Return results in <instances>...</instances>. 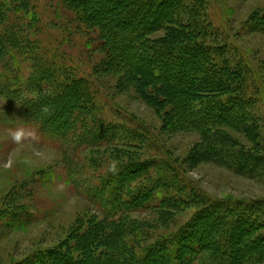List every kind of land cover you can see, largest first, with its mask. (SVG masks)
I'll list each match as a JSON object with an SVG mask.
<instances>
[{"label": "rangeland", "instance_id": "374dc122", "mask_svg": "<svg viewBox=\"0 0 264 264\" xmlns=\"http://www.w3.org/2000/svg\"><path fill=\"white\" fill-rule=\"evenodd\" d=\"M209 3L207 19L213 31L208 41L226 46L235 63L239 61L246 67L248 94L253 95L254 110L260 116L258 139L254 124H247L243 130L197 128L185 121H174L170 115L175 112L172 103L156 110L141 98L143 93L133 87V81H124L122 71L106 73L103 64L107 54L99 32L77 21L60 0H25L16 23L7 21L4 27L11 26L15 35L36 40L44 61L21 64L24 59L19 61L0 47V264H22L42 252L53 258L61 254L71 259L74 247V257L85 259L91 241L95 242L96 252L114 250L120 248L124 239L135 241L136 234L142 236L144 248L161 237L170 241L210 201L264 202V162L245 164L240 155L236 156L237 162L233 160L240 150L264 156V0ZM113 11L104 14L112 16ZM30 17L39 22L25 26ZM163 35L164 32L153 33L151 40ZM33 63H45L65 70L67 77L71 73V77L89 81L94 86L98 118L115 128L109 136L112 139L91 147V136L82 129L89 116L87 123L80 119L66 139L54 138L51 131L38 125L29 104L46 96L42 93L51 91V84L39 91L36 76H30ZM56 70L58 81L62 72ZM229 113L233 117L237 112ZM20 126L33 135L17 145L9 130ZM131 134L139 136L134 140L135 146H122L119 139ZM221 136L226 141L221 147L231 154L227 157L219 155L217 139ZM132 160L151 163L150 172L145 174L147 179L136 181L140 189H146L156 172L164 175V180L169 179L170 173L179 174L180 190L169 188L164 196L183 200L170 201L168 204L173 207L167 211L126 210L115 222L108 221L102 206L104 201L109 202L106 196L116 183L111 182L114 172L110 169ZM158 189L162 187L153 191ZM48 262L44 260V264Z\"/></svg>", "mask_w": 264, "mask_h": 264}, {"label": "trees", "instance_id": "16d2710c", "mask_svg": "<svg viewBox=\"0 0 264 264\" xmlns=\"http://www.w3.org/2000/svg\"><path fill=\"white\" fill-rule=\"evenodd\" d=\"M60 1L73 12L77 21L99 32L107 54L103 64L106 73L114 69L122 71L124 81H133V87L143 93L141 98L153 104L156 110H163L172 103L175 112L170 115L173 114L174 121H185L197 128L243 130L247 124H254L257 139L260 137V116L254 110L253 95L248 94L246 67L238 64L239 61L235 63L226 46L208 41L213 31L207 19L209 0ZM24 2L0 0V47L14 54L19 61L24 59L21 64L41 59L35 39L19 37L12 32L11 26L4 27L9 20L16 23ZM110 9H114V14L105 15ZM99 15L103 17L100 19ZM23 21H19L18 26ZM37 22L38 19L30 17L24 25ZM158 32H164L163 37L151 40V35ZM54 70L45 63H33L30 76H36L34 81L39 91L44 85L51 84V91L42 93L46 96L29 104L36 123L51 131L54 138L66 139L78 127L80 119L84 118L87 123L89 116L88 124H82V129L89 132L93 141L91 147L112 139L109 136L115 128L98 118L94 86L82 77H71V73L67 77V72L62 69L56 70L62 72L57 81ZM261 102H264L263 97ZM229 110L237 113L231 117ZM21 113L24 114L23 109ZM212 115L217 117L212 118ZM138 137L122 136L119 143L125 147L135 146L134 140ZM221 138L217 139L219 155L227 157L231 154L226 151L229 149L221 147L226 142L224 136ZM240 152L235 154L233 160L236 162L237 155L245 164L264 162L263 155ZM150 166V162L133 160L117 165L110 176L111 182H116L114 190L106 196L109 202L104 201L102 206L108 221L115 222L125 213L121 211L126 210L130 213L138 209L167 211L173 207L168 204L170 201L183 200H170L164 196L169 188L176 192L180 190L179 174L170 173L169 179L164 180V175L156 172L154 180L147 182L146 189L136 185L150 172ZM167 169L171 170L169 166ZM157 187L162 189L155 193L153 190ZM136 237L135 241L124 239L118 249L101 252H96L95 242L91 241L85 259L74 257L73 246L71 259L61 254L53 258L42 252L22 264H44V260L49 261L47 264H263L264 202L210 201L201 206L170 241L161 237L142 248V236L136 234ZM43 255L46 256L43 262L37 263ZM104 257H113V260Z\"/></svg>", "mask_w": 264, "mask_h": 264}, {"label": "clouds", "instance_id": "9594fccd", "mask_svg": "<svg viewBox=\"0 0 264 264\" xmlns=\"http://www.w3.org/2000/svg\"><path fill=\"white\" fill-rule=\"evenodd\" d=\"M44 110L47 111V109H44ZM32 135H33V133L23 126L16 127L14 129L9 130V136H10L12 142L17 144V145L21 144L25 139H27L28 137H30ZM110 170L115 172V170H116L115 165H112Z\"/></svg>", "mask_w": 264, "mask_h": 264}]
</instances>
